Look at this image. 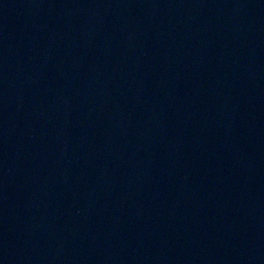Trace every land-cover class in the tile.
Returning <instances> with one entry per match:
<instances>
[{"label":"water","instance_id":"obj_1","mask_svg":"<svg viewBox=\"0 0 264 264\" xmlns=\"http://www.w3.org/2000/svg\"><path fill=\"white\" fill-rule=\"evenodd\" d=\"M0 264H264V0H0Z\"/></svg>","mask_w":264,"mask_h":264}]
</instances>
